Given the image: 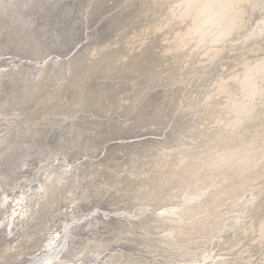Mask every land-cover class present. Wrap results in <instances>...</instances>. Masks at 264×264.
<instances>
[{
	"label": "bare ground",
	"instance_id": "bare-ground-1",
	"mask_svg": "<svg viewBox=\"0 0 264 264\" xmlns=\"http://www.w3.org/2000/svg\"><path fill=\"white\" fill-rule=\"evenodd\" d=\"M157 37L164 57L132 69L157 74L125 108L161 81L182 101L202 92L194 122L167 118L170 148L124 145L143 159L137 173L126 151L82 161L121 123L100 84ZM164 64L182 70L163 76ZM203 75L210 91L194 88ZM144 149L166 167L148 173ZM140 184L147 206H120ZM0 264H264V0H0Z\"/></svg>",
	"mask_w": 264,
	"mask_h": 264
},
{
	"label": "rangeland",
	"instance_id": "rangeland-1",
	"mask_svg": "<svg viewBox=\"0 0 264 264\" xmlns=\"http://www.w3.org/2000/svg\"><path fill=\"white\" fill-rule=\"evenodd\" d=\"M114 8L115 7H110V9H111L110 13H108V15L103 16L101 18V20H99L100 22L98 21V23H96L95 25H92V27H89L90 29L89 28L87 29V33H89V31L93 32L95 30H98V28L100 26H102L101 24H104V23H107V22L111 21L112 18L110 16H111V14H114L112 11L116 12L118 10V9H115L114 10ZM37 24H39V22ZM54 24H56V23H54ZM129 31H131V30H129ZM101 32L102 31H100V33ZM124 33H126V32H124ZM111 34H112V32L109 35H107V36H105V34H103V35H101V37L100 36L99 37L100 38H104V39L105 38H108V40L110 39L111 41L108 42L110 44L113 41V38H110V37H112L114 35V34H112V36H111ZM121 36H123V34ZM87 42H88V40H86L82 44H80L73 51V53H76V51L78 52V50H80L81 52L84 51L83 49L81 50V47L83 46V44H86ZM57 43L58 42H56V44ZM49 45H52V43H50ZM162 45H163L162 44V37H157V39H155L154 41H151V42L147 43V45L144 47V49L141 50L143 52H141L139 49H137V51H136L137 57H135L133 59L131 58L130 63L127 66H123L122 65L118 70H116V71L114 70L113 71L114 73H119V74L118 75H113L112 77H114V78H112V77L108 78V82L110 84L108 83L107 85H105V84L102 85V84H100V82L97 83V86L98 87H100L98 85V84H100L102 87L105 86L104 88H106V90L109 89V91H111L110 94H109L110 95L111 102H112L110 104V106L112 108V111H115V113H117V114H112V115L108 116L107 119H109V121H114V120L117 121V119H120L121 123L120 124L117 123V122H115V124L113 123L114 124V129H115L114 130V134H113V136L111 138L112 140H109L107 143L104 144L105 152H103L101 155H99V157L90 158V159L84 158L82 161H86V162H88V161L89 162L95 161L96 162V161H99L104 156L106 157V155L112 157L114 155V153L115 152L118 153V151L123 156L122 153H125V151H126L127 154L124 156L125 157V160L127 162L126 170L132 171V173H137L138 172L137 166L142 163L143 159L141 158L142 160L140 159V161L139 160H132L133 158L134 159H137L136 158V151L135 152H132L128 148H126V146H124V145H126L128 143H131V142H133L135 140L136 142H138V141L139 142H143V145H142V147H143L144 146V143L146 141H149V140H154V142L155 141L156 142H158V141L160 142L162 140H166L167 139L166 138V135L167 134H171L170 133L171 132V128H170V126H167L168 128L166 127L164 129V127L166 126L164 124H166V122L168 120L167 118L168 117H171L172 114H174V113H175V115H178L179 112H181V111L188 112L190 115L188 116V118H186V120H184V123L185 124H187V123L189 124L191 122H194V121H190V116L192 115V113H194L193 109L195 107L197 108V106L195 105V107H193L194 103L193 104L190 103L189 100L192 98L194 101L195 100H198L199 102H201L204 99V96L202 95V92L198 96L197 95L191 96L192 92H189V95L191 96L190 99L188 100L186 97H185L186 98L185 99L184 96H183V98L185 100L182 101L181 99H179L180 96L177 95V97L173 98L171 96V94H170V90L171 91L176 90L178 86H174V87H169L168 88L165 85H163L161 81L155 83V87L153 88L154 90L153 89L150 90V91L149 90H145L146 93H147V95L146 96L143 95L144 96V99H143L142 104H139L140 102H136L137 104H136L135 109L134 108H133V110L126 109L127 108V105L131 102L130 100L128 101L127 98H125L126 95L127 96L129 95L130 96L131 94L134 93V89H138V87H144V86L148 85L149 82H151L150 77L151 76H154L155 74H157V73H155L156 71L154 72V71H148L147 70L146 72H144V71L142 72L140 69L138 70L140 72V74H139V72H137V70H132V69L135 68V67L146 68L147 65L146 66L145 65H142V67H141L140 64H141V62H143L142 60H146V59H150L151 60V59H155V58H156L155 60H157V61L160 60V58L163 56V55L161 56L160 53H164V52H161ZM99 49H103V47L100 46V48H98L97 50H99ZM87 53L88 52H85L83 54V60L86 59ZM89 53H91V52H89ZM118 53L119 54L120 53H123V51H120ZM106 54H108V52H106ZM71 56H72V54L69 57H71ZM113 59L109 58V59L105 60V62L106 61L107 62L108 61H113ZM97 60L98 59L96 58L95 63L98 64L97 65V68H99L98 66L100 65V63L96 62ZM155 62L156 61H152L150 63V65L156 64ZM108 65H106L107 68L110 67ZM216 66H219V63H217ZM167 67H168V65L164 64L163 69H166V70H164L165 72L163 73L164 75L162 74L163 76H165V75H167L169 73H172L173 71L176 72V73H180L181 70H182L181 68H179V71H178V68L177 67L176 68H172L171 67L172 69H168ZM159 70H161V69H159ZM141 73H142V75H141ZM146 73H148V74H146ZM165 73H167V74H165ZM200 75L202 76V73ZM163 76H162V79H163ZM125 77H126V79H125ZM159 77H161V75ZM203 77H204V79L201 78V80L197 81V83L195 84L194 88L196 87V85H199L203 81L204 83H203L202 86H204V87L203 88L200 87V88L202 90L210 91L212 89V87L210 85L211 82H212V79L206 80V75H203ZM116 78H118V79H116ZM127 78H130V79H127ZM112 80H114V81H112ZM98 81L96 80L95 82H98ZM130 86H133V87H130ZM165 88L167 90H169V91L167 92ZM101 93L103 94L104 92H101ZM149 93H150V96H149ZM187 93H188V89H186L183 92L184 95L187 94ZM198 97H199V99H198ZM132 99H133V97H132ZM206 102H208V101H206ZM106 103L108 104V101H106ZM137 105L139 106V108H138ZM189 106H191V107H189ZM178 107H180L181 109L180 108L178 109ZM152 111H155V113L152 112ZM170 111H171V113H170ZM120 112H122V113H120ZM138 115H140V116L138 117ZM125 116H127V117H125ZM155 118H157V119H155ZM172 120L173 121H176V120H174V118L173 119H170L171 124L174 123V122H172ZM133 121H135V122H133ZM156 121H160V123L162 122V124H160V123L157 124L158 122L156 123ZM198 122H200V121H198ZM156 130H157L158 133H155ZM150 132H154L155 134L154 133L153 134H150ZM114 137H115V139H114ZM116 137H118V139ZM119 137H123L124 139L123 138H119ZM137 138H139V139H137ZM165 142H167V145H168L169 148L170 147H173L172 144L174 142H171L170 140H166ZM174 144H176V143H174ZM120 145L123 146V147H121ZM111 147L112 148L115 147V149H117V150H114V151L113 150H110L109 151L108 149L111 148ZM155 151H157V150H147V149H144L143 150V157L145 158V156H146V159H144V161L145 160L146 161H149L151 159V155L152 154H155ZM110 153H112V155ZM140 154L142 155V153H140ZM147 155H148V157H147ZM110 157H108V158H110ZM159 159H162V161L159 164L153 162V159H151L152 160V166L151 167H149V166L146 167V171H148V173L154 174V169H157L159 167L162 168L163 165H165V167H166V163H167V161H169L168 156H164V158L160 156ZM173 159L175 161L176 158H173ZM156 160L158 161V159H156ZM48 162H42V163L45 164L44 166H46L48 164ZM57 163L58 162H55V164H57ZM153 163H155V165L158 164V166L153 165ZM161 164H162V166H161ZM140 176L141 175H136V174L134 175V177H140ZM140 187H141V184L139 186L138 185L133 186L132 189H130L132 191L131 192V195H129V196L127 195L126 198L120 199V200L118 199V197L117 198L115 197V201H118L119 200L118 201V204L120 206L126 205V207H129V209L130 208L131 209L134 208V210H139L141 208H145L147 206L148 202L151 201V198H149V196H148V189L147 188H142L143 189L142 190ZM138 188H140V189H138ZM133 191H134V193H133ZM106 199H108V198H106ZM101 202L104 203V200H101ZM146 211H148L147 214L148 213H153L152 210H146ZM143 214L144 213H142V215ZM81 237L82 236H79L77 239H81Z\"/></svg>",
	"mask_w": 264,
	"mask_h": 264
},
{
	"label": "snow or ice",
	"instance_id": "snow-or-ice-1",
	"mask_svg": "<svg viewBox=\"0 0 264 264\" xmlns=\"http://www.w3.org/2000/svg\"><path fill=\"white\" fill-rule=\"evenodd\" d=\"M46 55V54H45Z\"/></svg>",
	"mask_w": 264,
	"mask_h": 264
}]
</instances>
